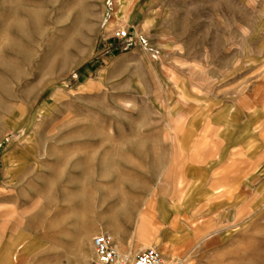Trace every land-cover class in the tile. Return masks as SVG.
Returning <instances> with one entry per match:
<instances>
[{
	"label": "rangeland",
	"instance_id": "1",
	"mask_svg": "<svg viewBox=\"0 0 264 264\" xmlns=\"http://www.w3.org/2000/svg\"><path fill=\"white\" fill-rule=\"evenodd\" d=\"M100 233L264 264V0H0V264Z\"/></svg>",
	"mask_w": 264,
	"mask_h": 264
},
{
	"label": "built area",
	"instance_id": "2",
	"mask_svg": "<svg viewBox=\"0 0 264 264\" xmlns=\"http://www.w3.org/2000/svg\"><path fill=\"white\" fill-rule=\"evenodd\" d=\"M129 37V30L116 32V39ZM95 260L92 264H167L162 253L157 248H146L133 257L121 254L115 248L112 237L108 233L95 235L91 241Z\"/></svg>",
	"mask_w": 264,
	"mask_h": 264
},
{
	"label": "crops",
	"instance_id": "3",
	"mask_svg": "<svg viewBox=\"0 0 264 264\" xmlns=\"http://www.w3.org/2000/svg\"><path fill=\"white\" fill-rule=\"evenodd\" d=\"M158 206H159L160 209H163V208H162V206H163L162 204H161V205H158ZM160 206H161V207H160ZM150 208H151L150 205H148L147 210H150ZM163 210H164V209H163ZM163 210H160V211H161L160 213H162ZM161 215H163V214H161ZM114 242H115V246L118 248L119 245H118V243H117V240H114ZM118 249H119V248H118ZM130 251H131V250H130ZM128 255H130V253H128ZM130 256H131V255H130Z\"/></svg>",
	"mask_w": 264,
	"mask_h": 264
},
{
	"label": "bare ground",
	"instance_id": "4",
	"mask_svg": "<svg viewBox=\"0 0 264 264\" xmlns=\"http://www.w3.org/2000/svg\"><path fill=\"white\" fill-rule=\"evenodd\" d=\"M144 222H145L144 220H142V219L140 220V224H141V225H143V224H144ZM112 239H113V238H112ZM113 242H114V240H113ZM114 245H115V242H114ZM115 248L117 249V247H116V246H115ZM118 248H119V247H118ZM153 248H154V247H153ZM117 251H118V249H117ZM118 252H119V251H118ZM119 253H120V252H119ZM123 254H124V253H123ZM125 255H126V254H125Z\"/></svg>",
	"mask_w": 264,
	"mask_h": 264
}]
</instances>
